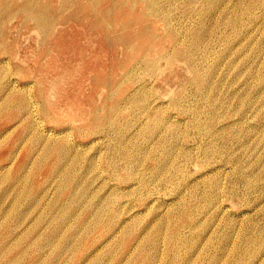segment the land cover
<instances>
[{
    "label": "rangeland",
    "instance_id": "rangeland-1",
    "mask_svg": "<svg viewBox=\"0 0 264 264\" xmlns=\"http://www.w3.org/2000/svg\"><path fill=\"white\" fill-rule=\"evenodd\" d=\"M0 264H264V0H0Z\"/></svg>",
    "mask_w": 264,
    "mask_h": 264
},
{
    "label": "bare ground",
    "instance_id": "bare-ground-1",
    "mask_svg": "<svg viewBox=\"0 0 264 264\" xmlns=\"http://www.w3.org/2000/svg\"><path fill=\"white\" fill-rule=\"evenodd\" d=\"M10 3H12V2H10ZM9 5H10V4H9ZM25 10H26V9H24L23 11H25ZM23 11H22V12H23ZM26 11L28 12V10H26ZM27 12H25V13H27ZM12 17H13V16H12ZM28 18H29V17H28ZM29 19H30V18H29ZM35 19H36V18H35ZM35 19H34V20H35ZM35 21H37V20H35ZM35 23H36V22H35ZM37 23H38V22H37ZM37 23H36V24H37ZM40 23H41V22H40ZM39 25H40V24H39ZM39 25H37V26H39ZM41 26H42V25H41ZM99 30H101V29H99ZM35 31H36V30H35ZM37 35H39V34L37 33ZM44 37H45V36H44ZM89 37H90V36H89ZM39 38H40V36H39ZM83 42H84V40H83ZM41 44H42V43H41ZM109 47H110V45H109ZM114 47H115V46H114ZM112 51H113V50H112ZM62 80H63V79H62ZM51 89H52V88H51ZM51 89H50V90H51ZM78 91H79V90H78ZM87 92H88V91H87ZM49 93H51V92H49ZM54 93H55V92H54ZM49 95H51V94H49ZM49 95H48V96H49ZM51 96H52V95H51ZM52 97L54 98V96H52ZM55 97H56V96H55ZM50 98H51V97H50ZM51 99H52V98H51ZM54 100H55V99H54ZM79 104H80V103H79ZM79 106H80V105H79ZM84 107H85V106H84ZM87 107H88V106H87ZM79 108H80V107H79ZM69 109H70V108H69Z\"/></svg>",
    "mask_w": 264,
    "mask_h": 264
}]
</instances>
